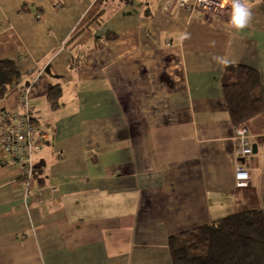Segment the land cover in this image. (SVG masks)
<instances>
[{"label":"crops","instance_id":"1","mask_svg":"<svg viewBox=\"0 0 264 264\" xmlns=\"http://www.w3.org/2000/svg\"><path fill=\"white\" fill-rule=\"evenodd\" d=\"M163 4L0 0V58L33 86L41 148L28 186L0 143V264H173L171 237L235 212L237 164L264 210V143L237 157L222 89L227 65L264 82V0L243 30L230 8ZM20 99L0 100V131Z\"/></svg>","mask_w":264,"mask_h":264},{"label":"trees","instance_id":"2","mask_svg":"<svg viewBox=\"0 0 264 264\" xmlns=\"http://www.w3.org/2000/svg\"><path fill=\"white\" fill-rule=\"evenodd\" d=\"M21 88L17 64L0 58V100ZM222 89L233 125L245 126L254 141L264 143V82L259 72L246 65H227ZM62 94L60 86L48 92L53 108L60 106ZM235 203L233 214L171 237L173 264H264V210L257 188H237Z\"/></svg>","mask_w":264,"mask_h":264},{"label":"built area","instance_id":"3","mask_svg":"<svg viewBox=\"0 0 264 264\" xmlns=\"http://www.w3.org/2000/svg\"><path fill=\"white\" fill-rule=\"evenodd\" d=\"M256 0H248V4ZM165 11L173 9L192 14L196 11L208 13L217 17H226L230 8V3L225 4L224 0H164ZM22 86V85H21ZM21 99L20 104L23 113L17 116L7 114L4 117L5 125L0 131V143L4 151L11 159L22 168V178L28 186L34 177L36 166L34 154L41 150L37 143L39 132L34 125L32 111L30 108V98L33 92L32 85H24L19 90ZM237 139L240 141V148L236 155L238 158L251 156L253 147L250 143L248 129L241 125L236 127ZM251 181L250 171L241 164H237L236 182L239 187L248 186Z\"/></svg>","mask_w":264,"mask_h":264},{"label":"clouds","instance_id":"4","mask_svg":"<svg viewBox=\"0 0 264 264\" xmlns=\"http://www.w3.org/2000/svg\"><path fill=\"white\" fill-rule=\"evenodd\" d=\"M225 4L230 3L228 27L236 30H243L249 26L252 19L251 8L248 0H224ZM218 62L226 63L220 57L216 58Z\"/></svg>","mask_w":264,"mask_h":264},{"label":"water","instance_id":"5","mask_svg":"<svg viewBox=\"0 0 264 264\" xmlns=\"http://www.w3.org/2000/svg\"><path fill=\"white\" fill-rule=\"evenodd\" d=\"M253 152H254V153L257 152V147H256V146L253 147Z\"/></svg>","mask_w":264,"mask_h":264}]
</instances>
